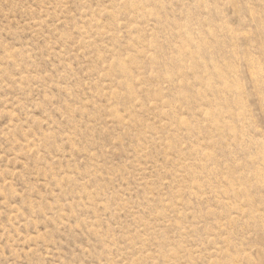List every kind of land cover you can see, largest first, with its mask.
<instances>
[{"label": "rangeland", "instance_id": "1", "mask_svg": "<svg viewBox=\"0 0 264 264\" xmlns=\"http://www.w3.org/2000/svg\"><path fill=\"white\" fill-rule=\"evenodd\" d=\"M0 264H264V0H0Z\"/></svg>", "mask_w": 264, "mask_h": 264}]
</instances>
